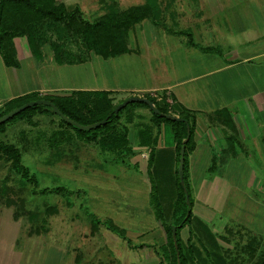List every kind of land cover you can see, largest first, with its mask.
Listing matches in <instances>:
<instances>
[{
    "label": "rangeland",
    "instance_id": "374dc122",
    "mask_svg": "<svg viewBox=\"0 0 264 264\" xmlns=\"http://www.w3.org/2000/svg\"><path fill=\"white\" fill-rule=\"evenodd\" d=\"M223 1L230 6L233 4L232 0ZM214 2L53 0L55 5H62L65 11L73 14V22L77 24L94 22L110 11L121 12L146 3L152 5V17L135 25L127 35L129 48L137 54L109 59L88 56L76 27H68L66 23L60 24L57 34L44 29L46 39L58 46L63 60L87 61L84 64L57 66L39 62V58L30 52L28 33L10 39L8 45H13L15 52L18 50L36 58L21 61L19 77L26 87L113 88L117 93L111 92L109 97L117 104L130 95L128 90L133 87H166L171 78L195 77L208 72L210 67L224 64L217 53H203L186 47V35H169L184 30L196 42L204 44L203 39L197 38L200 32L205 33L202 24L205 22L200 18L207 17ZM199 11H203L204 16L199 15L197 19L196 12ZM38 41L33 39L34 46ZM37 50L41 57L48 54L52 57L49 43ZM226 73L219 72L189 83L188 87L200 92L193 102L198 104L202 102L200 99L208 97L211 103L216 89L225 92L230 81ZM164 91L152 90L146 94L159 100ZM99 92L71 96L70 91L58 90L45 97L92 101L101 97ZM167 103L172 104L171 101ZM141 109L145 110L144 107ZM144 112L150 116L149 111ZM118 124L119 129L122 124L126 125L127 140L134 150L132 155L120 160L115 158V152L85 141L84 137L89 133L66 126L47 110L5 125L0 142L20 151L22 164L33 181L21 179L0 157V264H143L146 256L150 264L162 262L164 233L149 210L144 156L137 153L140 146L135 139L134 126L143 122L131 109L121 115ZM242 161L238 159L236 164L220 166L221 161L217 159V167L208 173L205 166H201L206 162L200 160L196 168L198 179L224 178L219 194L222 204L212 207L216 209L214 219L221 220L222 226L231 227L238 218L245 219L247 215V219L255 218L259 225L258 221L264 216V191L258 185L264 182V174L253 168L251 160H245L248 168L240 169L238 165ZM221 172L223 174L218 175ZM252 183L254 187L250 186ZM108 221L124 229L125 238L109 231L105 226ZM143 244L144 249L139 248ZM259 247L264 250V245Z\"/></svg>",
    "mask_w": 264,
    "mask_h": 264
},
{
    "label": "crops",
    "instance_id": "0c3cea01",
    "mask_svg": "<svg viewBox=\"0 0 264 264\" xmlns=\"http://www.w3.org/2000/svg\"><path fill=\"white\" fill-rule=\"evenodd\" d=\"M232 2L230 6L227 1L217 2L216 0L214 4L211 3L207 17L203 15V11L196 12L197 19L199 15L204 16L200 20L205 22L202 23L205 33L200 32L197 38L203 39L205 43L196 42L190 33L186 41V47L192 50L219 54L224 60L221 67H210L208 72L186 79L172 80L171 78L166 87H133L128 90L130 95L124 97L126 99L133 95L140 96L152 90H166L163 95L165 102H172V104L166 102L169 110L172 111H170L171 114L177 116L185 112L193 123L186 169L187 184L192 198L191 219L179 232L181 251L186 258L188 257V264H217L221 258L224 259L225 264H249L250 261L247 260L249 255L241 257L243 256L241 246L253 238L258 240V248L264 245V216L261 221H258L259 225H256L255 218L247 219V215L245 219L238 218L231 227L222 226L221 220L214 219L216 209L212 207L222 204L219 202V194L223 190L224 178L215 177L212 181L206 177L196 178V168L200 160L206 162L201 166L204 165V170L210 173L209 167L213 158L216 167L217 159L221 161L220 166L236 164L238 159H242L244 162L238 165L240 169L248 168L246 162L251 160L253 168H257L261 174H264V0H232ZM174 32H170L169 35H180ZM131 50L132 52L127 54H137L136 50ZM16 54L18 59L16 67L6 66L0 57V111L7 102L28 94L45 96L56 94L58 90L117 93L115 89L105 87V89L94 87L73 89L72 86L67 85L58 88L42 85L26 87L25 82L19 77L22 69L21 61L26 58H36L29 54L24 55L18 50ZM37 60L44 61L43 64L56 65L50 54ZM223 71L227 72L226 77L230 79L225 92L220 93L216 89L213 102L210 103L209 98L204 97L205 100L200 99L202 102L195 104L194 97L200 95V92L187 85L199 78ZM141 108H131L132 113L143 117L139 120L145 126L155 128L150 119L151 115L146 116L144 112L149 110ZM131 109H128L129 112ZM155 131H157V139L154 146V159L149 169L147 167L148 147H140L137 150V153L141 152L144 156L142 161L145 162L148 205L153 217L149 198L148 171L151 175L158 171L168 177L173 176L176 166L178 167L170 124L161 122ZM222 174L221 172L218 175ZM263 183L262 181L258 184L261 191H264ZM250 186L254 187V184ZM154 219L156 220L155 217ZM156 223L162 230L160 222L156 220ZM163 236L162 245L166 243L165 235ZM142 247H145V244L139 248ZM154 252L155 250L153 254ZM164 260V252H162L161 261L164 262ZM143 264H150L148 256Z\"/></svg>",
    "mask_w": 264,
    "mask_h": 264
},
{
    "label": "trees",
    "instance_id": "16d2710c",
    "mask_svg": "<svg viewBox=\"0 0 264 264\" xmlns=\"http://www.w3.org/2000/svg\"><path fill=\"white\" fill-rule=\"evenodd\" d=\"M152 15L153 6L146 3L143 5L132 6L121 12L110 11L108 14L94 22L80 21L79 24H77L76 22H73L75 16L65 11L62 5H55L53 0H0V56L6 66L16 67L18 65L16 52L13 45H8V41L16 38L21 33H28L27 38L29 45L31 46L30 52L33 56L41 59V54L38 52L37 48L40 49L41 46L49 43L53 61L57 65H75L85 62L82 60H79L78 62L63 60L59 53L58 46L53 41L50 42L46 39L47 33L44 32V29H47L46 31H53L54 34H57V30L60 29V24L66 23L68 27H76V33L83 40L88 56L92 54L103 59L114 58L132 52L126 41L128 32H130L133 27L139 24L142 20L147 17H152ZM174 33L188 36V34L183 31ZM60 34L61 33L58 35ZM33 39L39 40L35 43L36 46H34ZM97 92L98 91H70L71 96L86 94L94 95ZM110 94L111 92L109 91H100L99 95L101 97L93 99L92 101H85L84 99L73 100L72 98L39 97L38 95L28 94L7 102L0 111V117L26 102L38 99L51 101L64 115L81 125L99 122L111 114L105 125H102L93 131H81L77 128L75 129L80 133H89L87 137H84L85 141L95 142L102 150L113 153L115 152V158L121 159L123 156L128 157L133 154L132 148L127 140L128 129L126 125L122 124L120 129L118 127L121 115L125 111H128L129 108L144 107L148 109V107L143 103H130L119 110L117 114H113L114 108L123 100H120L117 104H113L109 97ZM144 97L149 99L159 112L170 114L168 104L165 102V96L163 94H160L159 101L150 97L149 94H144ZM46 110L53 114L49 107L43 105L27 108L3 124H0V133L3 131L7 123L26 119L37 111ZM149 112L151 115L150 119L155 128L145 126L144 124H137L135 127V139L137 144L140 147L146 146L149 149L147 159L148 169L152 166L154 159V146L156 145L157 139V131L155 130L161 122L170 124L172 128L175 142L176 164L178 165L181 142L186 137V125L179 121L162 118L153 114L150 110ZM177 116L187 121L190 130L188 141L185 144L183 160V181L184 187L187 191L189 204L186 205L185 202V193L179 182L177 166L173 176L168 177L158 171L154 175H151V173H149L150 171H148L150 183V205L154 217L160 222L166 239V243L162 247L165 260L164 262H160V264L189 263L188 257L186 258L181 251L179 232L182 228L187 226L191 219L192 198L187 184L186 169L187 152L191 144L193 123L191 122L190 116L185 112H181L177 114ZM135 117L139 119L141 116L137 115ZM58 119L64 124L59 117ZM140 119H143V117ZM65 125L72 127L68 124ZM0 157L5 159L4 161L7 162L9 169L21 179L28 182L33 181L27 168L22 164L21 154L17 148L0 142ZM211 163L212 164L209 167L210 172L216 168L214 158ZM187 212L188 215L186 216ZM105 226L109 231L117 234L120 238H125V231L117 225L108 221ZM173 226L175 227V241L178 256L176 255V250L171 237V227ZM258 244V240L253 238L249 240L248 243L241 246L243 249V256L241 257L243 258L244 255H249L247 258V260L250 261L249 264H264V250H260L257 247ZM217 264H225L224 259H219Z\"/></svg>",
    "mask_w": 264,
    "mask_h": 264
},
{
    "label": "water",
    "instance_id": "95a60500",
    "mask_svg": "<svg viewBox=\"0 0 264 264\" xmlns=\"http://www.w3.org/2000/svg\"><path fill=\"white\" fill-rule=\"evenodd\" d=\"M130 103H143L148 107V109L153 114L158 115V116L165 118V119H168V120L179 121V122H182L186 125V137L182 140L180 150H179V161H178L177 173H178L180 185L183 188V192L185 193L186 205H188L189 204L188 195H187V191L184 187V181H183V160H184L185 144L188 141V138L190 135L189 125H188L187 121L183 118L176 116V115L159 112V110L156 108V106L149 99H147L144 96H137V95H133V96H130V97L124 99L121 103H119L114 108L113 114H117L119 110H121L122 108H124L126 105H128ZM39 105L49 107L52 110L53 114L58 116L65 124H68L74 128H77L78 130H81V131H90V130H94V129L102 126V125H105L107 122V119L111 116V114H109L106 118H104L103 120H101L99 122H95V123L88 124V125H81L78 122H76V121L70 119L69 117H67L66 115H64L51 101L44 100V99H38V100L26 102L23 105H21L15 109L11 110L10 112L4 114L3 116L0 117V124H3L7 120H9L10 118H12L13 116L17 115L18 113H20L21 111H23L27 108H30L33 106H39ZM187 215H188V212H187L186 216ZM171 237L173 240L174 248L176 250V255L178 256L176 241H175V227L174 226L171 227Z\"/></svg>",
    "mask_w": 264,
    "mask_h": 264
}]
</instances>
